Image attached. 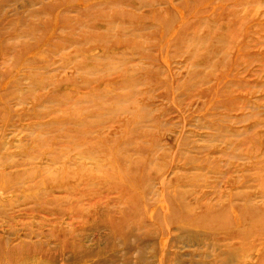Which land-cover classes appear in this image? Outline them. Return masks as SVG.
Wrapping results in <instances>:
<instances>
[{"label":"rangeland","instance_id":"374dc122","mask_svg":"<svg viewBox=\"0 0 264 264\" xmlns=\"http://www.w3.org/2000/svg\"><path fill=\"white\" fill-rule=\"evenodd\" d=\"M1 188L0 264H69L72 233L114 245L107 264H162L124 247L139 223L163 264H264V0H0Z\"/></svg>","mask_w":264,"mask_h":264},{"label":"bare ground","instance_id":"6f19581e","mask_svg":"<svg viewBox=\"0 0 264 264\" xmlns=\"http://www.w3.org/2000/svg\"><path fill=\"white\" fill-rule=\"evenodd\" d=\"M38 2H40V1H38ZM37 2V3H38ZM112 5V4H111ZM110 6V5H109ZM229 27V26H228ZM232 30H234V29H232ZM243 33V32H242ZM205 40H207L205 43H207L208 41H209V38H207V39H205ZM213 61V60H212ZM12 126V125H11ZM42 126H43V124H42ZM45 126H46V124H45ZM8 127H10V126H8ZM13 127H15V125L13 126ZM233 144V143H232ZM204 148V147H203ZM154 159V158H153ZM196 159V158H195ZM160 160V159H159ZM243 160V159H242ZM170 170V169H169ZM174 171V170H173ZM15 174V173H14ZM14 174H11V178L13 179V176L12 175H14ZM253 175V174H252ZM166 178V177H165ZM168 179H169V177H168ZM162 182V181H161ZM168 182V181H167ZM123 183V182H122ZM15 183H9L8 184V187H12L13 185H14ZM171 184V183H170ZM82 186V185H81ZM170 186V185H169ZM214 186V185H213ZM62 187V186H61ZM13 188V187H12ZM143 188V187H142ZM151 188L153 189V187H152V185H151ZM150 188V189H151ZM163 188H164V184H163ZM151 189V190H152ZM167 189V188H166ZM2 192H1V194H3V189L1 188L0 189ZM5 190V189H4ZM9 190V189H8ZM78 190V189H77ZM127 190V189H126ZM7 191V190H6ZM144 191V190H143ZM164 191V190H163ZM75 192V191H74ZM152 191H150V193H151ZM5 193V192H4ZM144 193V192H143ZM154 193V195L155 196H157V194H155L156 192H153ZM159 193V192H158ZM171 193V195H172V191L170 192ZM177 193H178V191H177ZM196 193V192H195ZM6 194V193H5ZM12 194V193H11ZM54 194V191L53 190H49V191H46V193L43 195V197H45L46 199H48L47 200V202L46 203H43L45 206H47V203H49V205L51 204V205H53V204H56L57 202H58V200H59V198L58 197H56V196H54L53 195ZM161 194H163V193H161ZM213 194V193H212ZM235 194V193H234ZM8 195V194H7ZM80 195V194H79ZM128 195H130L129 193H128ZM164 195H166V194H164ZM163 195V196H164ZM176 195V194H175ZM175 195H172V197L175 199ZM198 195H199V193H198ZM224 197H227V195L225 196V195H223ZM233 196V195H232ZM259 196V195H258ZM257 196V197H258ZM81 197V196H80ZM137 197H140V196H138L137 195ZM159 197H160V193H159ZM167 197V196H166ZM221 197V199L223 198L222 196H220ZM261 197V196H260ZM1 198V197H0ZM37 198H38V196H37ZM36 198V199H37ZM121 198V197H120ZM124 198V197H123ZM126 198H128L127 196H126ZM126 198H124V199H126ZM149 197H147L146 199H148ZM253 198V197H252ZM255 198V197H254ZM38 199H40V198H38ZM42 199V198H41ZM44 199V198H43ZM81 199H82V197H81ZM96 199V198H95ZM165 199V198H164ZM186 199V198H185ZM218 199V198H217ZM234 199V198H233ZM236 199V198H235ZM238 199V198H237ZM236 199V200H237ZM240 199V198H239ZM63 201H64V199H62ZM159 200V199H158ZM161 200V199H160ZM177 200H179V199H177ZM209 200V199H208ZM223 200H225L224 198H223ZM243 200H244V198H243ZM251 200H255V199H250V201ZM1 201V200H0ZM66 201H67V199H66ZM99 201V200H98ZM118 201V200H117ZM204 201V200H203ZM212 201H214V199L212 200ZM219 201H220V199H219ZM234 201V200H233ZM248 201V200H247ZM62 202V201H61ZM61 202H59V203H61ZM68 202V201H67ZM138 202V201H137ZM150 202V201H149ZM158 202V201H157ZM179 202V201H178ZM241 202V201H240ZM243 202V201H242ZM245 202V201H244ZM253 202V201H252ZM252 202H250V203H252ZM69 203V202H68ZM133 203V202H132ZM152 203V202H151ZM155 203V202H154ZM233 203V202H232ZM246 203H249V202H246ZM41 204V203H40ZM39 204V205H40ZM66 204V203H65ZM73 204H75V203H73ZM80 204V203H79ZM128 204H129V202H128ZM138 204H140L141 206H142V204L141 203H138ZM181 204V203H180ZM203 204H205V202L203 203ZM202 204V205H203ZM214 204V203H213ZM42 205V204H41ZM47 206V207H50V206ZM81 205H83V202L81 203ZM88 205V204H87ZM98 204L97 203H95V201L94 200H91V201H89V206H88V211H89V213L90 214H86V216L87 217H90L91 219L92 218H95L94 216H93V214H94V212H95V210L97 209V206ZM124 205V204H123ZM132 205H134V204H132ZM73 206V205H72ZM83 206H86L85 204L83 205ZM130 206V205H129ZM182 205H180V207H179V210H178V214L177 215H181L182 214V212L184 211V208L182 209V207H181ZM195 206V205H194ZM220 206H221V204H220ZM58 207V206H57ZM60 207V206H59ZM58 207V208H59ZM79 207V206H78ZM53 208V207H52ZM80 208H81V206H80ZM120 208V207H119ZM128 206L126 207V210L128 211ZM137 208V207H136ZM135 208V209H136ZM141 207H139V209H140ZM211 208V207H210ZM224 208V207H223ZM86 209V208H85ZM85 209L83 210V211H85ZM138 209V210H139ZM142 209V208H141ZM168 209V208H167ZM187 209V208H186ZM200 209V208H199ZM203 209V208H202ZM228 209V208H227ZM81 210V209H80ZM80 210H78V212L80 211ZM126 210H123L122 209V211H121V213H120V217H121V215H122V213L124 212V211H126ZM146 210V209H145ZM163 210V209H162ZM209 210V209H208ZM226 210V209H225ZM230 210V209H229ZM229 210H227L226 212L228 213V214H231L230 213V211ZM259 210V209H258ZM102 211V210H101ZM106 211V210H105ZM112 211V210H111ZM143 211V213H144V210H142ZM161 210H159L158 211V213L160 212ZM211 212H209V213H207V214H209L210 216H214V217H216V216H219V213L216 211V212H212V210H210ZM53 212V211H52ZM63 212H64V210H63ZM75 212V214H76V211H74ZM136 212H139V211H136ZM152 212L153 211H151V216H152ZM170 212V211H169ZM169 212H168V214H169ZM181 212V213H180ZM87 213V212H86ZM102 213V212H101ZM106 213V212H105ZM117 213H118V211H117ZM126 213V212H125ZM134 213H135V210H134ZM133 213V214H134ZM226 213V215L225 216H228V214ZM264 213V212H263ZM74 214V215H75ZM84 213H82L81 212V214H79L78 215V217H79V220H81V218H83L84 216H85V214L83 215ZM99 214V213H98ZM107 214V213H106ZM168 214H167V216H168ZM221 215L223 214V213H220ZM63 215H64V213H63ZM95 215V214H94ZM97 215V214H96ZM109 215H111L112 217H113V215L110 213ZM124 215V214H123ZM139 215V214H138ZM141 215H145V213L144 214H141ZM141 215H139V216H141ZM159 215H160V213H159ZM180 215H179V217H180ZM232 215V214H231ZM106 216V215H105ZM119 216V215H118ZM130 216V214L127 216V217H129ZM135 216V215H134ZM149 216H150V214H149ZM165 216V215H164ZM171 216V215H170ZM189 217H196L197 215L196 214H189L188 215ZM205 216H206V214H205ZM77 217V216H76ZM102 217V216H101ZM124 216H122V218H123ZM137 217V216H136ZM135 217V218H136ZM157 217H158V215H157ZM160 217V216H159ZM162 217V216H161ZM199 217V216H198ZM202 217V216H201ZM221 217V216H220ZM108 218V217H107ZM111 218V217H110ZM121 218V219H122ZM131 218V217H130ZM130 218H129V220H130ZM141 218V217H140ZM142 218H143V216H142ZM184 218V217H183ZM183 218H178V225H179V229H180V231H181V238L182 239H188L189 241L190 240H193V241H196V240H198V241H196L197 243H199L200 244V242L202 243V241H205L206 239H207V236L210 234H207V233H199L197 230H195L194 228H192V227H190V225H189V222H186L185 220H186V218H185V220H182ZM213 218V217H212ZM217 218V217H216ZM72 219V218H71ZM70 219V220H71ZM73 219H74V216H73ZM78 219V218H77ZM76 219V220H77ZM86 219V218H85ZM120 218H119V220H121ZM125 219H126V216H125ZM128 219V218H127ZM201 219V218H200ZM215 218H213V220H214ZM218 219V218H217ZM260 219V218H259ZM96 220V219H95ZM108 220H109V218H108ZM111 220V219H110ZM116 220V219H115ZM129 220H128V222H129ZM137 220H138V217H137ZM140 220V219H139ZM142 220V219H141ZM160 220V219H159ZM169 220V219H168ZM254 220V219H253ZM46 221V220H45ZM78 221V220H77ZM136 221V220H135ZM263 221V220H262ZM107 222V221H106ZM109 222H111V221H109ZM123 222V221H122ZM142 222V221H141ZM162 222V221H161ZM54 224L56 223V222H53ZM70 223V222H69ZM78 223V222H77ZM108 223V222H107ZM113 223V222H112ZM131 223H133V222H131ZM137 223H139L138 221H137ZM195 223V222H194ZM213 223V222H212ZM45 224H46V222H45ZM44 224V225H45ZM68 224V223H67ZM71 224V223H70ZM70 224H68V225H70ZM130 224V223H129ZM134 224V223H133ZM169 224V223H168ZM167 224V225H168ZM86 225V224H85ZM107 225V224H106ZM112 225V224H111ZM132 225V224H131ZM148 225H149V223H148ZM172 225V224H171ZM195 225H198V223H196ZM203 225H204V223H203ZM213 225V224H212ZM71 226V225H70ZM114 226H116V225H114ZM201 226V225H200ZM205 226V225H204ZM44 227H46V226H44ZM177 227V226H176ZM218 227V226H217ZM111 228V227H110ZM129 228V227H128ZM147 228H149V227H146V229ZM152 228V227H151ZM197 228V227H196ZM142 229H144V227H143V224H141V223H139V224H135L134 225V227H131L128 231H125L124 232V234H123V243H124V247L127 249V247L125 246V244H127L128 245V248H134V246H132V244H134V243H136V242H138L140 245H136V246H141V243H148L149 241H153V242H155V245L156 246H158L159 247V253H161L159 256L161 257V262H162V264H163V260L167 257V255H169L168 253H170V252H168V250H169V242H167V241H165V243H164V240H162V241H159L158 243H157V236L159 235L158 234V232H156L158 235L156 236V234H155V236L152 234V232H150V231H154V230H158L157 228H155L154 230L152 229H148V230H145L144 232H142ZM165 229H167V228H165ZM164 229V230H165ZM169 229H170V227H169ZM176 229V228H175ZM174 229V230H175ZM178 229V228H177ZM55 230H56V228H55ZM72 230V229H71ZM116 230V231H115ZM115 230H114V235H113V233H111V235H112V237L109 239L110 241H113V239H116V234L119 232V227H115ZM210 230V229H209ZM257 230V229H256ZM50 231V230H49ZM52 231H53V229H52ZM82 231H84L83 229H82ZM102 231V230H101ZM140 231V232H139ZM163 231V230H162ZM166 231V230H165ZM173 231V230H172ZM243 231V230H242ZM51 232V231H50ZM111 232V231H110ZM178 232V231H177ZM37 234L36 235H33V236H36V238L38 237V241H40L39 240V238L40 237H43V238H45V239H47V240H49L48 238L50 237V233H47V232H40V233H38V232H36ZM123 233V232H122ZM154 233V232H153ZM163 233H165V232H163ZM162 233V234H163ZM243 232H239V235L240 234H242ZM52 234V233H51ZM110 234V233H109ZM1 235V234H0ZM57 235V234H56ZM67 234H65V235H63L64 237L66 236ZM211 235V234H210ZM238 235V234H237ZM238 235V236H239ZM259 235V234H258ZM30 236L32 237V235L30 234ZM49 236V237H48ZM68 236V235H67ZM66 236V237H67ZM72 237H71V239L70 238H68L67 237V239H64V240H62L61 241V244H60V248H61V250H60V256H61V259H64L67 263H69V264H71V262L72 263H76V262H80L81 264H107L108 262H110V261H112V259H114V257H116V252H115V246L113 245V247L110 249L109 247L107 248H105V247H99V248H94V246H93V244H92V246H85V244H84V241H83V239H85V238H83V239H81V238H79V239H76L75 238V234L73 235V233H72V235H71ZM91 236V235H90ZM132 238H131V237ZM241 236V235H240ZM55 237H57V236H55ZM84 237H86V236H84ZM35 238V237H34ZM155 238V239H154ZM167 238V237H166ZM175 238H177L178 239V237H176L175 236ZM1 240H0V250H1V244H3V242H4V240H2V238H0ZM42 239V238H41ZM55 239V238H54ZM63 239V238H62ZM152 239V240H151ZM159 239V238H158ZM59 240V239H58ZM58 240H56L55 241V243L57 242V243H59V241ZM160 240V239H159ZM173 240V239H172ZM179 240V239H178ZM208 240V239H207ZM207 240L205 241V242H207ZM46 241V240H45ZM89 241V240H88ZM177 241V240H176ZM188 241V242H189ZM212 241V240H211ZM54 242V241H53ZM91 242H93L92 240H91ZM131 242H133L132 244H131ZM184 242V241H183ZM210 242V241H209ZM214 242V241H213ZM223 242V241H222ZM168 243V244H167ZM185 243H186V241H185ZM192 243V242H191ZM208 243V242H207ZM211 243V242H210ZM209 243V244H210ZM217 243H219V242H217ZM48 244V243H47ZM52 244V243H51ZM206 244V243H205ZM45 245V244H44ZM43 245V242L40 244V246H39V244L38 243H31V246H29L30 247V249L31 250H33V251H36V252H39V251H41L42 249L44 250V246ZM54 245V244H53ZM150 245V244H149ZM155 245H153L152 247H155ZM194 245V244H193ZM227 244H225V246H226ZM4 246V245H3ZM12 246V245H11ZM50 246V245H49ZM48 246V247H49ZM55 246H56V244H55ZM57 246H59V245H57ZM97 246V245H96ZM135 246V247H136ZM213 246H215L214 244H213ZM212 246V247H213ZM221 246V245H220ZM223 246V245H222ZM224 246V247H225ZM228 246V245H227ZM226 246V247H227ZM259 246V245H258ZM14 248H15V246H13ZM27 247H28V245H27ZM120 247V246H119ZM158 247H156V248H158ZM218 248H219V246H217ZM229 248H230V246H228ZM3 248V247H2ZM42 248V249H41ZM58 248V247H57ZM155 248V249H156ZM173 248H174V246H173ZM194 248V247H193ZM220 248H222L223 249V247H220ZM232 248V247H231ZM8 249H13V248H8ZM28 249V248H27ZM26 249V250H27ZM54 249V248H53ZM53 249H50V248H47L46 250H45V252L43 253V254H45V256H47L48 257V259L49 258H51V257H53L54 256V253H52V251H53ZM55 249H56V247H55ZM66 249L68 250V252H72V255L71 256H69V257H66ZM154 249V248H153ZM237 249V248H236ZM257 249V248H256ZM18 250V249H17ZM42 250V251H43ZM125 250V249H124ZM129 250H131V249H129ZM134 250H135V248H134ZM143 250V249H142ZM146 250V249H145ZM148 250V249H147ZM2 251V250H1ZM12 251V250H11ZM11 251H9V252H11ZM14 251H15V249H14ZM25 251V250H24ZM28 251V250H27ZM132 251V250H131ZM224 250H221V255L224 253L223 252ZM28 252H30V251H28ZM55 252V251H54ZM58 252V251H57ZM126 252H128V251H126ZM236 252V251H235ZM249 252V251H248ZM56 253V252H55ZM129 253V252H128ZM142 253V252H141ZM70 254V253H69ZM123 254H125V253H123ZM53 255V256H52ZM56 255V254H55ZM174 255V254H173ZM198 255V254H197ZM230 255H232L233 257H234V255H235V253H234V248H233V251L231 252V254ZM248 255V254H247ZM34 256V255H33ZM36 256H38L37 254H36ZM68 256V255H67ZM152 257H154L153 255H152ZM155 257H156V255H155ZM212 257V256H211ZM118 259V258H117ZM158 259V258H157ZM173 259V258H172ZM59 260V259H58ZM134 260V259H133ZM242 260H244V259H242ZM254 260V259H253ZM118 261V260H117ZM142 261V260H141ZM181 261V260H180ZM58 262H60V261H58ZM65 262V263H66ZM158 262V261H157ZM156 262V263H157ZM242 262V261H241ZM116 263V262H115ZM155 263V264H156ZM235 263V262H234ZM240 263V262H239ZM246 263V262H245ZM56 264H58V263H56ZM131 264V263H130ZM152 264H154V263H152ZM161 264V263H160ZM236 264V263H235ZM248 264V263H247Z\"/></svg>","mask_w":264,"mask_h":264}]
</instances>
